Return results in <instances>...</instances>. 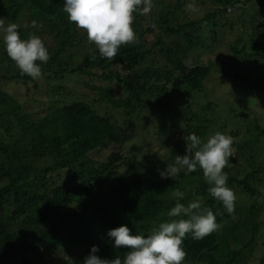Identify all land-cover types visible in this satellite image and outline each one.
<instances>
[{"label": "trees", "instance_id": "trees-1", "mask_svg": "<svg viewBox=\"0 0 264 264\" xmlns=\"http://www.w3.org/2000/svg\"><path fill=\"white\" fill-rule=\"evenodd\" d=\"M214 2L215 9L205 16L180 20L182 0L169 9L153 0V7L161 5L160 11L149 19L139 9L133 13L136 40L122 45L108 60L100 56L83 29L69 22L63 0H0V15L20 26L21 38L35 33L44 41L50 59L40 67L47 78L101 80L104 85L84 84L99 90V102H108L127 116L149 105L171 110L181 101L188 104L184 115L186 138L195 133L206 140L217 131L229 133L240 156L229 159L223 169L227 186L236 196L234 212L229 214L210 196V185L199 166L189 175L181 172L175 178H161L160 170L138 166L122 151L113 152L105 161L93 160V151L123 144L127 138L107 112H101L92 101L66 102L65 92L61 94L62 103H54L52 111L36 120L0 80V264H44L50 255L61 253L83 260L93 245L98 246L97 255L103 258H123L128 250L114 248L108 230L127 225L132 233L147 235L161 222L179 219L167 215L176 203L172 198L176 189L185 193L180 201L185 205L200 198L203 208L218 213L220 225L200 240L192 239L191 234L186 236L183 264H255L254 252L260 242L264 244V126L255 114L246 113L240 126L228 132L226 125L219 124L217 105L198 103L200 109H194L192 104L205 90L213 64L196 62L190 66L184 58L202 43L205 27L218 33V19L230 23L226 17L229 8L246 13L245 0ZM33 20L43 27L31 28ZM252 23L255 34L264 31V21L253 17ZM150 25L157 29L151 47L146 44L147 35L153 31ZM250 41L251 51L261 47L253 37ZM88 43L91 49L81 52L82 58L76 62L73 51H82ZM241 45L242 49L239 43L233 44L230 50L245 57L255 55L246 43ZM156 54L166 61L149 59ZM256 54L261 56L260 51ZM225 72L230 75V71ZM250 76V70L232 73V78L242 82L256 99L258 91L264 92V75ZM2 77L24 83L35 80L20 70ZM52 88L55 93L57 89L66 90L65 85ZM208 99L206 96L204 100ZM224 108L233 118V114L240 117L234 103ZM242 134L246 136L244 143L236 139ZM186 154L181 141L170 158ZM61 169L69 170L79 183L52 185V173ZM107 173L114 180L104 191L99 184ZM71 264L77 263L72 260ZM256 264H264V255Z\"/></svg>", "mask_w": 264, "mask_h": 264}, {"label": "rangeland", "instance_id": "rangeland-1", "mask_svg": "<svg viewBox=\"0 0 264 264\" xmlns=\"http://www.w3.org/2000/svg\"><path fill=\"white\" fill-rule=\"evenodd\" d=\"M162 2L166 8L178 3V0H157ZM183 10L180 11V20H184L189 16L190 18H200L213 11L216 7L214 0H182ZM181 3V2H180ZM193 8H189L188 5ZM246 13L244 14L240 9L229 8L226 17L230 18V23L226 19H218L220 24L215 27L218 33H212L211 28H204L203 35H201L202 43L187 53L184 56L186 63L190 66L198 62L201 65L212 63V74L206 82L205 90L197 95L192 107L200 109L198 103L217 105L219 114V124L226 125L228 132L240 126L242 119L246 116L255 114L260 120V125L264 126V92L258 91L259 97L253 99L250 90L240 81L232 78V73L236 71H247L253 77L264 75V31L260 34H255L252 30V18L264 21V0H245L243 3ZM161 5L154 4L152 11L149 14H144L149 19L151 15L159 10ZM7 25L11 23L7 18L0 15ZM222 23V24H221ZM150 28L153 30L147 35L146 44L151 47L155 37V30L152 25ZM250 37H253L260 42L261 47L258 50L252 51ZM2 41V40H0ZM3 43V42H2ZM241 43L248 45L249 52L254 53L253 57H245L244 53L236 55L230 50L233 44ZM0 80L3 82V88L7 90L12 96L17 98L23 105L25 110L34 119L39 120L48 114L54 103H62L61 94L67 93L66 102L74 99H84L92 101L101 112H107V116L115 121L119 126L121 132L126 135V141L123 144H113L108 148L95 150L91 153V158L95 161H105L115 151H122L126 156L138 165H145L152 170L165 171L168 165H174L175 160L170 158L172 151L176 150L179 143L183 141V147L186 150L187 142L185 131L187 130L185 122V111L188 104L183 102H175L171 110H164L155 105H149L142 109L138 114L126 115L123 110L113 107L110 103L101 101L99 90L96 88H89L84 83L90 82L91 84L104 85L105 82L97 80L96 78H86L73 76L65 81L47 78L46 75L41 73V76L32 82L24 83L17 79L4 80L2 76H12L18 70L15 62L10 59L4 49L3 44L0 45ZM91 44H86L82 51H73L76 55V62L81 60L83 51H89ZM260 51L261 56L256 52ZM82 52V53H81ZM232 53V56H231ZM155 58L159 63L166 61L164 56L151 55L149 59ZM200 61V62H199ZM230 71V75L225 72ZM250 76V79H252ZM66 86V90L57 89V93L53 91L52 87ZM208 101L204 100L206 99ZM201 97V98H199ZM150 103V102H148ZM230 103H234L240 117L234 118L230 115L229 110H225ZM245 120V119H244ZM213 134V132L211 131ZM229 135V133H228ZM244 136L237 137L236 139L244 143ZM201 141L203 138H200ZM208 139V137H207ZM206 139V140H207ZM203 140L202 142L206 141ZM237 147L232 146L234 155L230 157L240 158L238 156ZM0 156V162H1ZM237 165L238 163L235 162ZM113 176L107 173L103 176L99 184L101 190H109L113 184ZM52 185H75L79 180L74 178L72 173L67 169H61L53 172L51 175ZM30 189V188H29ZM31 190V189H30ZM35 190V188H34ZM30 196H33L30 194ZM263 242V241H262ZM260 242L257 250H255L256 259L254 263L264 255V244ZM227 250V249H226ZM44 264H71L74 260L77 264H82L80 256H66L65 254L50 255Z\"/></svg>", "mask_w": 264, "mask_h": 264}, {"label": "clouds", "instance_id": "clouds-1", "mask_svg": "<svg viewBox=\"0 0 264 264\" xmlns=\"http://www.w3.org/2000/svg\"><path fill=\"white\" fill-rule=\"evenodd\" d=\"M63 3V11L69 22L83 29L100 56L108 60L117 55L122 45L136 40L132 26L133 13L139 9L140 14H149L153 7V0H63ZM188 7L193 8L191 4ZM19 27L16 23L6 25L0 19V40L20 72L37 79L41 76L40 64L50 59L49 51L42 38L35 33L21 38ZM30 27L39 29L43 26L33 20ZM186 142L187 154L176 156L174 165H168L165 171L160 172L161 178H175L181 172L189 175L199 166L210 185V196L231 214L234 212L236 196L227 186L228 176L223 169L234 155L232 137L217 131L206 142H202L192 133ZM184 196L183 191L176 189L172 193L176 203L167 212L168 217L179 219L161 222L150 234L132 233L127 225L108 230L107 236L113 240V247L128 250L123 258H103L97 255L98 246L93 245L82 264H183L186 252L182 245L186 236L191 234L192 239L200 240L220 227L216 219L218 213L203 208L200 198L185 205L180 202Z\"/></svg>", "mask_w": 264, "mask_h": 264}]
</instances>
